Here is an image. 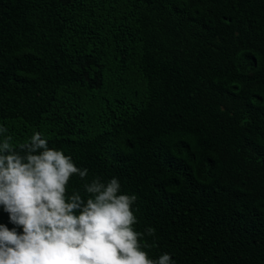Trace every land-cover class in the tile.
Here are the masks:
<instances>
[{
    "label": "trees",
    "instance_id": "obj_1",
    "mask_svg": "<svg viewBox=\"0 0 264 264\" xmlns=\"http://www.w3.org/2000/svg\"><path fill=\"white\" fill-rule=\"evenodd\" d=\"M0 125L117 178L151 259L264 264V0H0Z\"/></svg>",
    "mask_w": 264,
    "mask_h": 264
},
{
    "label": "clouds",
    "instance_id": "obj_2",
    "mask_svg": "<svg viewBox=\"0 0 264 264\" xmlns=\"http://www.w3.org/2000/svg\"><path fill=\"white\" fill-rule=\"evenodd\" d=\"M0 125V264H174L170 254L151 259L135 230V195L122 193L115 177L93 178L68 193L73 176L87 178L62 150L34 131L14 144ZM153 230L147 229L151 235Z\"/></svg>",
    "mask_w": 264,
    "mask_h": 264
}]
</instances>
